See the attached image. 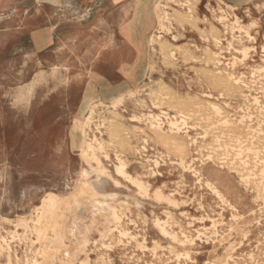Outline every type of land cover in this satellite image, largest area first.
<instances>
[{"label": "rangeland", "instance_id": "1", "mask_svg": "<svg viewBox=\"0 0 264 264\" xmlns=\"http://www.w3.org/2000/svg\"><path fill=\"white\" fill-rule=\"evenodd\" d=\"M263 48L264 0H0V264H264Z\"/></svg>", "mask_w": 264, "mask_h": 264}, {"label": "bare ground", "instance_id": "2", "mask_svg": "<svg viewBox=\"0 0 264 264\" xmlns=\"http://www.w3.org/2000/svg\"><path fill=\"white\" fill-rule=\"evenodd\" d=\"M186 6V4L184 5ZM166 14V13H165ZM166 17V16H165ZM146 21H147V18H146ZM149 21V19H148ZM149 23V22H148ZM161 24V23H160ZM251 25V24H250ZM253 26H255L253 24ZM136 28V27H135ZM226 28V27H225ZM161 29V28H160ZM234 31V29H233ZM138 31L135 30V31H132V34L131 36H134V34H136ZM144 32V31H143ZM141 32V33H143ZM232 34V33H231ZM154 36V35H153ZM144 38V37H143ZM153 38V37H152ZM234 38V37H233ZM154 40V38L152 39V41ZM138 41V44H145L143 43V39L142 37H140V39H137ZM240 41V40H239ZM246 41V40H245ZM218 42V41H217ZM231 44H232V39H231ZM264 51V48L262 49ZM247 58V57H246ZM245 58V59H246ZM244 62V61H243ZM222 63V62H221ZM236 64V63H235ZM228 67V66H227ZM233 70V69H232ZM255 73V72H254ZM242 77V76H241ZM254 80V79H253ZM238 81V80H237ZM240 82V80L238 81ZM220 83V82H219ZM247 83V82H246ZM251 83V82H250ZM255 85V84H254ZM257 85V84H256ZM231 86V85H230ZM215 88V87H214ZM130 91V90H129ZM117 101V100H116ZM216 107V106H215ZM243 110V109H242ZM196 111V110H195ZM191 112V111H190ZM212 114V113H211ZM153 120V119H151ZM171 126L172 127H175L176 126V123H171ZM179 128V127H178ZM181 129V128H180ZM173 131V130H172ZM180 131V130H179ZM248 131V130H247ZM175 132V131H174ZM244 132V131H242ZM250 133V132H249ZM160 135L158 136H161V137H164V138H168V139H175L176 140V136L174 135H166V134H162L159 132ZM242 134V133H241ZM243 136V135H242ZM167 139V141H169ZM178 139V138H177ZM164 140V139H163ZM249 142V140H247ZM93 142V141H92ZM166 142V140H165ZM244 142V141H243ZM167 143V142H166ZM251 143V142H250ZM234 144V143H233ZM91 145V143L89 144ZM248 145V143H247ZM93 146V145H92ZM89 147L90 149V146H87ZM93 148V147H92ZM87 151V150H86ZM89 151V150H88ZM87 153V152H86ZM94 153V152H93ZM84 154H85V151H84ZM87 155V154H86ZM87 161V160H86ZM89 164V163H88ZM86 163L85 166H83L80 170V183L76 189V193H75V196L74 198H67L66 201L68 202L67 203V207L71 205L72 201L75 202L77 200V196H80V195H85V194H88V195H91L93 197V202L92 203V208H93V212L88 214L87 216L90 217V218H93L95 217V214H98V213H103L107 216H111V217H115L116 218V211L114 209V207L111 205L110 203V200L106 199L105 197L102 196V192L100 190V187H99V183H100V179H101V173L97 170V169H94L92 166L88 165ZM245 167V166H244ZM117 171L120 172V173H125V163L124 162H120L117 167H116ZM127 175V174H126ZM247 175V174H246ZM124 176V174H123ZM96 177L97 179L94 180L93 178ZM128 180V179H127ZM137 183L139 184V186L141 187H145V184L141 181H137ZM98 184V185H97ZM113 184L115 186L119 185V182L117 180L114 179V182ZM217 194L220 196V194L217 192ZM101 196V198H100ZM62 199H60V197L58 195H56L55 193H49L46 197H45V200H44V210H51V209H54V205L51 206V204H56L58 203L59 201H61ZM47 203H49V206H47ZM169 204V203H168ZM51 206V207H50ZM43 210V211H44ZM97 212V213H95ZM185 216V215H184ZM86 217V216H84ZM113 219V218H112ZM192 219V218H191ZM24 223V222H23ZM29 223V222H28ZM81 224L79 222H76L74 224V226L70 229V233L74 234V228H78V226H80ZM214 225V223H213ZM213 227V226H212ZM91 231V230H90ZM45 232V231H44ZM131 233V231H129ZM164 232V231H163ZM40 233H43V232H40ZM119 233V232H118ZM124 235V234H123ZM66 234L62 233V232H58V231H55V234H54V240L53 242L55 244H57L58 246L56 248H50L49 250H46L44 249V257L45 259H49L50 262L52 264H69L70 263V260H67L65 259L66 261L64 260H60V262L58 263L57 261L59 260L58 259V256L57 254L63 249V250H66L67 251V244H66ZM133 237V236H132ZM221 240V239H220ZM219 240V241H220ZM221 242V241H220ZM6 244V243H5ZM122 244V243H121ZM105 247V246H104ZM221 247V246H220ZM2 248V247H1ZM220 249V248H219ZM229 251V250H228ZM68 255H70L69 252H67ZM227 254V253H226ZM182 255V254H180ZM225 255V254H224ZM220 259V258H219Z\"/></svg>", "mask_w": 264, "mask_h": 264}, {"label": "crops", "instance_id": "3", "mask_svg": "<svg viewBox=\"0 0 264 264\" xmlns=\"http://www.w3.org/2000/svg\"><path fill=\"white\" fill-rule=\"evenodd\" d=\"M53 30L49 28H44L38 31H35L33 33L32 41L33 46L36 50H43L51 46V44L54 42ZM126 85L131 84V82L126 81ZM124 83H122V86H126ZM127 87V86H126ZM119 89V88H118ZM117 90V88H116Z\"/></svg>", "mask_w": 264, "mask_h": 264}]
</instances>
